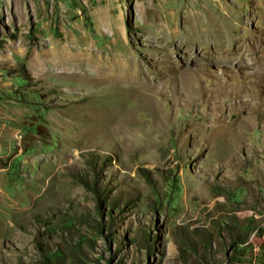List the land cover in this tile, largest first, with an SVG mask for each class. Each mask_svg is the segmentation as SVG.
<instances>
[{"label":"rangeland","instance_id":"1","mask_svg":"<svg viewBox=\"0 0 264 264\" xmlns=\"http://www.w3.org/2000/svg\"><path fill=\"white\" fill-rule=\"evenodd\" d=\"M263 229L264 0H0V264H264Z\"/></svg>","mask_w":264,"mask_h":264},{"label":"bare ground","instance_id":"2","mask_svg":"<svg viewBox=\"0 0 264 264\" xmlns=\"http://www.w3.org/2000/svg\"><path fill=\"white\" fill-rule=\"evenodd\" d=\"M247 33V32H246ZM195 36H194V39L195 40H199L201 42H206L208 40H212L214 37V35H210L211 33L208 32H202V30L200 31H197V32H194ZM245 36V35H244ZM250 36V35H249ZM216 38H218V35L216 36ZM194 40V41H195ZM248 40V39H247ZM240 42V41H239ZM247 42V41H246ZM245 42V43H246ZM252 42V41H251ZM203 44V43H202ZM250 44V43H249ZM207 45V44H206ZM213 45V44H212ZM242 54V53H241ZM232 57V56H231ZM237 57V56H235ZM243 61L239 60L238 63H242Z\"/></svg>","mask_w":264,"mask_h":264},{"label":"built area","instance_id":"3","mask_svg":"<svg viewBox=\"0 0 264 264\" xmlns=\"http://www.w3.org/2000/svg\"><path fill=\"white\" fill-rule=\"evenodd\" d=\"M260 239L261 240L264 239V229H263V232H262ZM257 252H258L257 244L254 243L253 246H251V251L249 253L248 258H246V263H242V264H256L255 256H256Z\"/></svg>","mask_w":264,"mask_h":264}]
</instances>
